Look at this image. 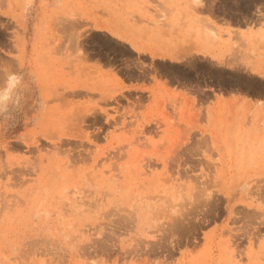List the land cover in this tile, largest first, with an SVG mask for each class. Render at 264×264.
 Returning a JSON list of instances; mask_svg holds the SVG:
<instances>
[{
    "label": "rangeland",
    "instance_id": "1",
    "mask_svg": "<svg viewBox=\"0 0 264 264\" xmlns=\"http://www.w3.org/2000/svg\"><path fill=\"white\" fill-rule=\"evenodd\" d=\"M159 7L208 16L189 32L204 56H156L186 34ZM124 26L146 44L137 53ZM10 46L32 71L80 57L81 127L68 139L37 117L12 143L25 123L4 112L0 264H264V111L243 104H264V0H0V51ZM86 56L112 78L90 77ZM156 79L197 96L204 116L144 115L148 95L124 83ZM60 81L49 104L32 89V113L62 112Z\"/></svg>",
    "mask_w": 264,
    "mask_h": 264
},
{
    "label": "crops",
    "instance_id": "2",
    "mask_svg": "<svg viewBox=\"0 0 264 264\" xmlns=\"http://www.w3.org/2000/svg\"><path fill=\"white\" fill-rule=\"evenodd\" d=\"M188 11V12H186ZM139 13V12H138ZM153 14L158 15H171V18L164 19L163 23L166 25L172 26L173 30L185 31L186 34H182L180 38L184 43L181 46H178L176 49H173L171 53H167L164 50H155L156 56L158 58H170L173 57L177 59H184L192 54L197 56H204L206 54V44L202 37H196L190 31L196 30L199 26L207 25L208 16L199 9H184L183 7H159L155 8L152 12ZM162 23V22H161ZM107 25V22H105ZM107 27V26H106ZM96 31L107 32V28H96ZM258 28L255 29H244L242 30L243 35L249 39H254L259 35ZM123 41V40H122ZM124 44L130 48L132 47H143L146 44L135 37L134 34L130 33L129 30L124 26ZM196 48V50H194ZM135 53L137 50L133 49ZM9 53L0 51V64L3 66L0 67V143L2 136V128L4 123L1 119L3 118L4 112L7 110L10 112V118L17 120V125L19 121L24 120L23 123L19 126L17 131H15V139L12 140V143H22L21 136L27 135L29 132V125H27V120L37 118L41 125H49L53 128H57V133L65 135V133H72L73 136H69L68 139L72 138L73 140L80 137V127H81V115H80V92H81V76L80 72V57H75L76 60L72 63V66L65 69L57 68L54 71V66H48L47 70L40 69V71H32L29 63L24 62V58L16 49L13 50L10 46ZM19 55L21 59L19 58ZM86 65L87 69L93 77H100L103 79L112 78L113 71L110 68H101L95 61H90V58L86 56ZM30 68H29V67ZM28 67V68H26ZM37 72V73H36ZM64 72H68L65 74ZM55 73V74H53ZM78 73V74H77ZM64 81L63 89H67V92L63 91L62 104L58 102L56 105L58 110H61V113H52L50 112L48 106L36 113H32V89H36L41 96L44 97V102L47 101V97L53 94L56 89V84ZM129 85L124 83V91L133 90L136 94H139L138 97H141L142 94L148 95V101L142 108V113L144 115L154 117L153 121L159 120L157 117H162L160 120L161 124L164 126L167 125L165 122L166 119H184V120H194L195 117L204 116V112L208 110V106L197 100V96L188 94V92L166 80H152L148 84H143L142 87H139L140 84H131L130 86H138V88H129ZM62 90V88H61ZM195 98V101H194ZM219 100V99H215ZM32 102V104H30ZM49 104V102H48ZM253 110L264 111V104H246ZM243 104H240L244 106ZM50 105V106H54ZM219 102H213L212 107H219ZM51 107V108H52ZM219 109V108H218ZM28 112V113H27ZM151 112V113H149ZM50 121V122H49Z\"/></svg>",
    "mask_w": 264,
    "mask_h": 264
}]
</instances>
